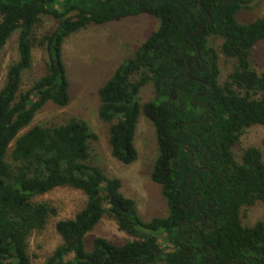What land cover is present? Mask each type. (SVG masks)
<instances>
[{
	"label": "trees",
	"instance_id": "trees-1",
	"mask_svg": "<svg viewBox=\"0 0 264 264\" xmlns=\"http://www.w3.org/2000/svg\"><path fill=\"white\" fill-rule=\"evenodd\" d=\"M252 1L0 0V57L14 33L18 53L0 88V264H30L28 237L56 214L35 198L62 186L83 192L86 202L55 222L61 242L43 264H264V221L248 225L240 215L243 207L264 205V161L256 146L235 149L248 127H264V70L251 59L264 40V15L247 23L236 18ZM143 14L158 27L98 89V116L110 123V153L123 164L138 157L139 115L154 127L157 153L149 176L167 213L149 220L121 192L118 177L88 161L97 136L85 121L73 117L22 132L46 102H69L61 54L68 36ZM43 16L56 22L37 41L46 68L21 89ZM220 56L232 61L222 82ZM146 84L154 97L141 103ZM103 216L130 238L118 244L97 236L86 249V235Z\"/></svg>",
	"mask_w": 264,
	"mask_h": 264
},
{
	"label": "rangeland",
	"instance_id": "rangeland-1",
	"mask_svg": "<svg viewBox=\"0 0 264 264\" xmlns=\"http://www.w3.org/2000/svg\"><path fill=\"white\" fill-rule=\"evenodd\" d=\"M263 15L264 0H253L248 8L237 13L236 18L241 23H247ZM55 25L53 18L43 16L35 26L31 48L32 62L30 68L22 74L21 89L27 88L44 73L47 54L37 41ZM157 27L158 22L152 15L143 14L103 25H89L68 36L61 45V54L69 82V102L63 107H58L50 101L46 102L35 114L30 125L22 131L33 125H58L73 117L85 121L97 136L96 140L90 142L88 161L108 176L120 179L121 192L135 200L138 213L144 220L164 216L167 213L161 188L149 176L157 153L154 127L141 113L134 133L137 159L130 164H123L113 158L109 145L110 123L102 121L98 116V89L112 75L115 68L124 59L132 56L141 42ZM16 37L17 34L14 33L1 52L0 88L8 65L18 56ZM218 43L219 39L213 41L214 46ZM251 59L258 72L264 70V40L254 45ZM219 68L218 80L222 82L232 68V61L220 56ZM153 97L151 84L141 88L139 92L141 103L150 101ZM249 145L260 149L264 161V127L260 125L248 127L235 149L239 150ZM35 199L45 201L56 209V214L49 217L45 228L40 232L31 233L27 241L30 264H43L45 258L61 242L54 228L55 222L73 217L84 206L86 196L77 189L62 186ZM240 212L244 224L251 225L258 220L264 221V205L260 202L243 207ZM97 236L118 244L130 238L106 216H103L94 229L86 235V249L90 248L92 239Z\"/></svg>",
	"mask_w": 264,
	"mask_h": 264
},
{
	"label": "flooded vegetation",
	"instance_id": "flooded-vegetation-1",
	"mask_svg": "<svg viewBox=\"0 0 264 264\" xmlns=\"http://www.w3.org/2000/svg\"><path fill=\"white\" fill-rule=\"evenodd\" d=\"M191 59L194 60V61H197V59H199L198 51L195 53L194 56L191 57ZM199 60H200V59H199ZM196 65H197V62H196ZM174 98H175V97H174ZM197 102L202 103L201 101H197Z\"/></svg>",
	"mask_w": 264,
	"mask_h": 264
},
{
	"label": "water",
	"instance_id": "water-1",
	"mask_svg": "<svg viewBox=\"0 0 264 264\" xmlns=\"http://www.w3.org/2000/svg\"><path fill=\"white\" fill-rule=\"evenodd\" d=\"M187 71H188V66H187V68H186V74H187ZM199 221V220H198Z\"/></svg>",
	"mask_w": 264,
	"mask_h": 264
}]
</instances>
